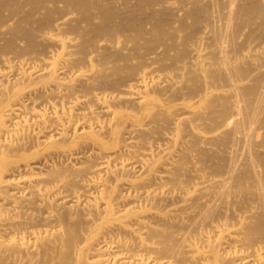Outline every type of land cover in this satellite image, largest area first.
Masks as SVG:
<instances>
[{
	"label": "bare ground",
	"instance_id": "6f19581e",
	"mask_svg": "<svg viewBox=\"0 0 264 264\" xmlns=\"http://www.w3.org/2000/svg\"><path fill=\"white\" fill-rule=\"evenodd\" d=\"M0 264H264V0H0Z\"/></svg>",
	"mask_w": 264,
	"mask_h": 264
}]
</instances>
